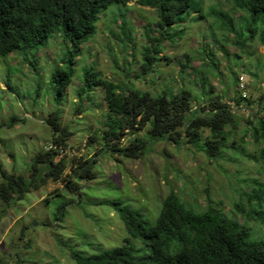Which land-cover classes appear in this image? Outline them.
<instances>
[{
    "label": "rangeland",
    "instance_id": "1",
    "mask_svg": "<svg viewBox=\"0 0 264 264\" xmlns=\"http://www.w3.org/2000/svg\"><path fill=\"white\" fill-rule=\"evenodd\" d=\"M193 1L198 12L189 16L186 33L175 42L161 37L155 25V9L133 0L101 13L93 39L82 47L72 65L65 61L71 43L57 32L38 50L21 48L0 57V181L2 171L27 175L33 157L53 145L51 128L45 119L56 109V103L60 104L62 124L72 132L66 149L56 160L61 157L68 162L74 157L88 160L100 153L106 101L99 88L87 92L82 100L78 97L86 65H94L105 78L116 82H134L136 88L151 95L185 87L194 97V107L201 108L204 100L219 96L242 118L239 126L230 130L231 142L264 117L260 111L264 109V99L260 103L264 95V44L259 34L240 49L233 42L234 34L218 30L215 18L208 16L213 8L231 9L232 3ZM199 13L205 17L200 19ZM232 13L236 26L249 35L245 30L250 20L248 13L243 18L241 10ZM212 36L218 43L212 44ZM151 37H161L157 44L159 52L154 55L155 70L141 77L143 53L152 46ZM211 49L214 56L209 55ZM212 57L217 66L210 68L206 63ZM35 61L38 63L33 66ZM68 65L74 68L73 83L57 102L52 75ZM245 74L249 100H243L238 107L234 98L240 84L237 82L236 86V78ZM246 118L252 123L247 125ZM180 131L185 133L184 129ZM138 133L143 135L144 131ZM207 135L209 130L205 131ZM252 136L249 131L246 142L239 140L235 146L246 148L247 154L259 153L264 141L256 143ZM91 138L94 140L90 142ZM129 138L122 144L127 145ZM225 155L226 160H213L195 150L192 144L160 141L139 159L115 154L99 156L96 178L79 182L80 191H67L63 181L49 180L45 187L18 201L0 220V264H77L70 256L71 250L90 254L119 246L128 237L124 223L109 206L90 201L122 198L147 211L146 216L155 221L172 183L178 185L183 200L194 201L199 209L209 205L207 199L211 196L215 206L227 213L234 212L244 223L243 214L235 211L234 206L241 200L250 208L247 200L252 190L250 180L264 179V164L235 155L231 150ZM70 171L68 166L66 173ZM246 178L249 181L243 182ZM86 188L95 192L82 196ZM78 198L84 199L81 205L77 204ZM73 199L66 207L64 218L56 220L60 204ZM250 227L255 238L264 240V227L255 225L254 221ZM252 234L251 240H256ZM132 243L148 251L142 240L135 239Z\"/></svg>",
    "mask_w": 264,
    "mask_h": 264
},
{
    "label": "trees",
    "instance_id": "2",
    "mask_svg": "<svg viewBox=\"0 0 264 264\" xmlns=\"http://www.w3.org/2000/svg\"><path fill=\"white\" fill-rule=\"evenodd\" d=\"M133 0H0V57H5L21 48L38 50L46 46L52 33H60L64 40L71 43L65 61L72 65L82 52V47L93 39L101 13L113 5H127ZM232 8L220 10L213 8L208 14L215 18V26L220 31L234 34V44L243 49L247 42L254 41L259 34L264 44V0H229ZM142 6L154 8L155 25L163 39L175 42L187 31L186 21L192 13L198 12L193 0H137ZM237 10L247 14L245 30L235 24ZM245 12V13H244ZM200 14V13H199ZM200 19L205 17L200 14ZM240 31L238 32V29ZM149 31H147V34ZM160 37V39H161ZM152 46L146 47L141 65V77L155 68L154 56L159 52L158 37H151ZM212 44L218 43L215 36ZM207 46V45H206ZM223 48V47H222ZM209 55L214 56L211 49ZM38 62H33L36 66ZM68 65L52 75L55 100L73 83L74 68ZM210 68L217 66L215 58L206 63ZM185 67V66H184ZM238 77L236 78V86ZM99 88L106 101L105 129L102 128L100 140L103 148L100 153L88 160L74 157L70 162L64 157L56 158L66 149L72 132L62 124L59 103L45 119L51 128L53 146L38 152L32 159L27 175L9 174L2 171L0 181V220L8 210L23 200L29 193L45 187L49 180L63 181L67 191L81 190L79 182L96 178L95 167L98 157L115 154L123 158L139 159L146 155L151 146L160 141L174 140L176 143L192 144L195 150L213 160H226L225 153L231 150L235 155L248 156L257 163L264 164V147L259 153L247 154L246 148L236 147L239 140L243 143L248 132L253 133L256 143L264 141V117L243 130L244 135L231 142L230 130L239 126L241 116L229 102L214 97L204 100L201 108L194 107V97L185 87L176 90L165 89L156 95L142 92L134 82L121 83L105 78L94 65L83 69L82 86L78 97L82 100L87 92ZM213 91V87H212ZM234 100L241 106L249 100L237 91ZM264 95L260 98L262 103ZM206 102V103H204ZM251 103V101H249ZM263 113L264 109H260ZM264 114V113H263ZM247 125L252 121L246 118ZM184 129L185 133H181ZM209 135L205 136V131ZM144 131L143 135L138 132ZM130 136L127 145L122 142ZM94 138H91L90 142ZM71 166L70 173H66ZM244 179L243 182H248ZM251 192L247 194L250 208L241 200L235 204V211L243 214L245 222L239 221L233 213H227L215 206L209 196L202 206L187 202L178 193L179 187L172 183L169 195L162 201L160 213L155 221L147 217V211L134 206L122 198L104 199L90 202L109 206L122 220L128 237L124 243L114 248L84 254L71 250L70 256L77 264H264V240L255 238L250 231L252 221L264 225V180L251 179ZM87 192V193H86ZM88 192H95L86 188ZM195 199V198H194ZM84 199L77 201L81 205ZM72 202H63L58 208L56 220H62L67 213L66 207ZM218 204V202H217ZM251 234L256 240H251ZM142 240L148 251L137 247L132 240Z\"/></svg>",
    "mask_w": 264,
    "mask_h": 264
},
{
    "label": "clouds",
    "instance_id": "3",
    "mask_svg": "<svg viewBox=\"0 0 264 264\" xmlns=\"http://www.w3.org/2000/svg\"><path fill=\"white\" fill-rule=\"evenodd\" d=\"M242 74H244V73H242ZM241 83H244V86H242L241 85ZM240 84V85H239ZM238 85H239V91H240V93L242 94V96L244 97V98H246V99H249L248 98V93H249V86L247 87V85H248V82H247V78H246V74L245 75H241V76H239V79H238ZM246 88H248V93H247V89ZM51 146H53V145H51ZM258 179H260V178H258ZM264 180V179H263ZM242 202V201H241ZM221 209V208H220ZM261 227H264V225H260Z\"/></svg>",
    "mask_w": 264,
    "mask_h": 264
},
{
    "label": "built area",
    "instance_id": "4",
    "mask_svg": "<svg viewBox=\"0 0 264 264\" xmlns=\"http://www.w3.org/2000/svg\"><path fill=\"white\" fill-rule=\"evenodd\" d=\"M242 86H244V83H241Z\"/></svg>",
    "mask_w": 264,
    "mask_h": 264
},
{
    "label": "bare ground",
    "instance_id": "5",
    "mask_svg": "<svg viewBox=\"0 0 264 264\" xmlns=\"http://www.w3.org/2000/svg\"><path fill=\"white\" fill-rule=\"evenodd\" d=\"M51 147H52V146H50L49 148H51ZM49 148H48V149H49Z\"/></svg>",
    "mask_w": 264,
    "mask_h": 264
}]
</instances>
